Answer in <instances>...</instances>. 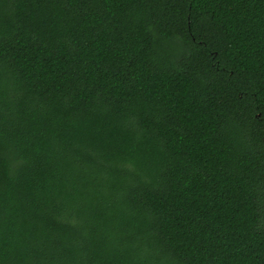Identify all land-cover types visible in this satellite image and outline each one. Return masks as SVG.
Returning a JSON list of instances; mask_svg holds the SVG:
<instances>
[{"label": "trees", "instance_id": "obj_1", "mask_svg": "<svg viewBox=\"0 0 264 264\" xmlns=\"http://www.w3.org/2000/svg\"><path fill=\"white\" fill-rule=\"evenodd\" d=\"M0 264H264V0H0Z\"/></svg>", "mask_w": 264, "mask_h": 264}]
</instances>
